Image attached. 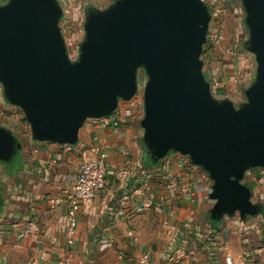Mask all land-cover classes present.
Wrapping results in <instances>:
<instances>
[{"label":"water","instance_id":"obj_1","mask_svg":"<svg viewBox=\"0 0 264 264\" xmlns=\"http://www.w3.org/2000/svg\"><path fill=\"white\" fill-rule=\"evenodd\" d=\"M257 61L249 100L217 99L201 58L212 21L204 0H116L90 8L77 60L69 57L58 0H8L0 6V83L39 141L76 143L88 118L112 114L144 88V142L153 161L188 155L213 180L212 218L258 213L246 172L264 167V0H241ZM20 147L0 126V159Z\"/></svg>","mask_w":264,"mask_h":264},{"label":"crops","instance_id":"obj_2","mask_svg":"<svg viewBox=\"0 0 264 264\" xmlns=\"http://www.w3.org/2000/svg\"><path fill=\"white\" fill-rule=\"evenodd\" d=\"M81 1L78 8L74 0H58L59 24L75 20L84 26L90 8L105 10L116 0ZM237 1L221 8L231 15ZM60 28L63 36L70 31ZM239 55L238 71L249 58ZM124 101L126 123L109 128L106 116L88 118L76 143L39 141L32 130L21 137L8 128L20 147L9 161L0 159V264H139L147 251L150 264H264V167L249 169L243 181L258 213L235 211L215 220L207 172L184 154L169 152L153 161L141 125L145 109L134 97ZM105 143L112 146L108 184L81 207L70 235L66 205L52 210L49 199L73 189L78 165ZM190 180L197 181L193 190ZM150 193L168 201L137 212Z\"/></svg>","mask_w":264,"mask_h":264},{"label":"rangeland","instance_id":"obj_3","mask_svg":"<svg viewBox=\"0 0 264 264\" xmlns=\"http://www.w3.org/2000/svg\"><path fill=\"white\" fill-rule=\"evenodd\" d=\"M205 3L210 13L217 12V15L215 20L210 23L207 43L204 45L205 50L203 49L204 51L201 55L203 72L211 84L213 95L217 99L230 100L236 108H240L249 102L245 92L255 82L257 75L256 57L254 53L246 49L247 41L250 38V30L245 21L246 13L241 0L236 2V5L240 6L237 11L234 10L235 13L232 10L233 13L231 15L225 12L227 6L232 8L229 0H218L215 5H213L212 0H206ZM223 5H226L224 10H215L218 7H223ZM239 54H244L249 56V58L246 60L247 58L244 57L246 63L238 71L235 61L241 56ZM139 71L145 73L143 68H140ZM139 75L140 73L137 74V76ZM216 86L218 88L223 86L222 89L220 88V94H215ZM124 102L123 99H120L117 108H122ZM142 106L144 110V100L142 101ZM0 126L11 129L21 137L30 136V123L23 109L8 101L2 83H0ZM178 153L182 154L177 151H171V154L177 155ZM186 156L189 157L188 155ZM201 169L204 170L202 167Z\"/></svg>","mask_w":264,"mask_h":264},{"label":"built area","instance_id":"obj_4","mask_svg":"<svg viewBox=\"0 0 264 264\" xmlns=\"http://www.w3.org/2000/svg\"><path fill=\"white\" fill-rule=\"evenodd\" d=\"M74 1L76 2L78 8L83 5V2L81 0ZM204 1L206 2V0ZM3 2H5V0H0V6L3 4ZM212 2L213 5L216 4L214 0H212ZM215 10L221 11L222 8L218 7ZM211 15L212 20H215L217 12H212ZM60 25H62V28H66V26L68 25V29L70 31L67 32L64 36L67 51L73 61L77 60L80 56L81 43L85 38V28L83 25L78 24V22L76 21L69 22V24H64L63 22H61ZM138 73H140V75L138 76L139 86L137 94L134 96V98L137 99L138 103L142 104V101L144 100V88L148 77L146 73L140 72L139 70ZM215 90V94H220L221 89L218 88V86H216ZM127 120L128 114L125 113L124 109L119 107L112 114L106 116V126L109 128H117L126 123ZM111 149V144L105 143L95 157L85 158L76 169L73 189L67 192V194H65L64 196H54L49 199V207L52 210L61 208L62 206L66 205L68 232L70 235L74 233L75 227L77 225L78 213L81 207L84 204L91 202L108 184V159ZM190 162H192L191 159ZM262 183H264V179H262ZM187 186L189 189L193 190L197 186V181L190 180ZM260 198L264 202V193ZM191 200L194 201L195 198L191 196ZM167 201L168 199L165 196L150 193L142 204H138V206L136 207V211L144 212L151 211L154 208H163ZM191 254H195L194 249L191 250ZM150 255L151 252L147 251L143 255V260L139 264H150ZM42 259L44 260V256H42ZM66 264H70V262L67 261Z\"/></svg>","mask_w":264,"mask_h":264},{"label":"trees","instance_id":"obj_5","mask_svg":"<svg viewBox=\"0 0 264 264\" xmlns=\"http://www.w3.org/2000/svg\"><path fill=\"white\" fill-rule=\"evenodd\" d=\"M204 50H205V46H204ZM204 50H203V51H204Z\"/></svg>","mask_w":264,"mask_h":264}]
</instances>
